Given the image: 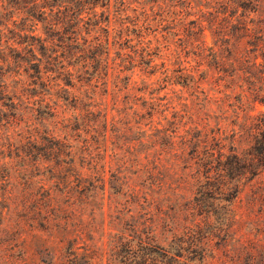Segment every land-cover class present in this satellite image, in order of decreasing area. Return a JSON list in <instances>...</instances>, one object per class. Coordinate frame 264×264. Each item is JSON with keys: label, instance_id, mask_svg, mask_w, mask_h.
Returning a JSON list of instances; mask_svg holds the SVG:
<instances>
[{"label": "rangeland", "instance_id": "374dc122", "mask_svg": "<svg viewBox=\"0 0 264 264\" xmlns=\"http://www.w3.org/2000/svg\"><path fill=\"white\" fill-rule=\"evenodd\" d=\"M248 2L0 0V264H264Z\"/></svg>", "mask_w": 264, "mask_h": 264}, {"label": "trees", "instance_id": "16d2710c", "mask_svg": "<svg viewBox=\"0 0 264 264\" xmlns=\"http://www.w3.org/2000/svg\"><path fill=\"white\" fill-rule=\"evenodd\" d=\"M248 1H249L248 3L250 5H252V4L255 3L256 6H259V4H260V2L262 0H248ZM251 23H254V20H252ZM37 73H39V71ZM261 103H264V102L261 101ZM261 134H262L261 135L262 138H258L257 137L256 138V144L252 148L253 156L256 157L257 159H260V158L264 159V131H262ZM58 151L59 152H56L57 154L60 153V148L58 149ZM195 153H196V151H195ZM69 154H68V156H69ZM222 156L223 155L220 154L219 157H222ZM74 162H75L74 158L73 159H70V161L68 162V164H70V168L67 171L74 172ZM219 163H221V161ZM219 166H221V165L219 164ZM211 167L212 166H210V168ZM86 189L87 188H85V186H83L81 191L83 192V190H86ZM69 255H70V258H71V259L68 260L69 261V264H93L89 260L85 259V257L79 258V256L76 255L75 252H69ZM80 259H82V261Z\"/></svg>", "mask_w": 264, "mask_h": 264}]
</instances>
